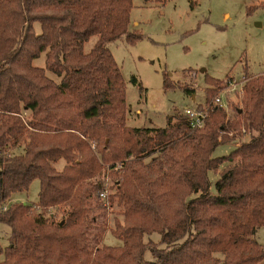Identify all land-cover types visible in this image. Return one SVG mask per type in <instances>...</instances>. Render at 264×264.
Wrapping results in <instances>:
<instances>
[{
    "label": "trees",
    "instance_id": "trees-1",
    "mask_svg": "<svg viewBox=\"0 0 264 264\" xmlns=\"http://www.w3.org/2000/svg\"><path fill=\"white\" fill-rule=\"evenodd\" d=\"M131 7L132 0H0V223L10 227L0 264H264L254 236L264 224V73L245 72L234 116L214 101L228 84L204 73L201 125L178 113L164 126H131L107 45L142 38L130 28ZM43 51L44 66L34 64ZM228 141L233 149L212 156ZM222 164L212 193L208 171ZM105 166L115 180L106 199L122 215L110 229L119 244L89 238L87 199L103 189L91 179ZM34 178L37 202L10 200ZM63 205L64 221L45 216ZM154 231L159 241L149 237Z\"/></svg>",
    "mask_w": 264,
    "mask_h": 264
},
{
    "label": "rangeland",
    "instance_id": "rangeland-1",
    "mask_svg": "<svg viewBox=\"0 0 264 264\" xmlns=\"http://www.w3.org/2000/svg\"><path fill=\"white\" fill-rule=\"evenodd\" d=\"M254 5V9H248ZM34 28L36 32L41 30L38 21ZM130 28L141 32L142 38L134 43L118 38L107 45L124 79L126 122L131 126H164L169 115L183 113L187 107L205 106L204 73L221 79V85L229 83L219 89L218 95L227 115L234 116V106L241 104L245 72L264 73V0H132ZM97 37L93 34L85 40L83 50L89 51ZM33 62L44 66L45 51ZM46 73L60 79L49 69ZM184 87L192 91L186 92ZM234 147V141L219 142L212 156L227 154ZM63 163L60 158L56 168L61 169ZM222 168L223 164L208 171L212 193L216 192L215 182ZM91 180L101 182L107 193L115 191V180L106 166ZM38 190L39 179L34 178L27 190L14 192L10 200L35 203ZM100 199H87L89 238L92 242L96 238L100 243L119 244L121 240L110 231L114 218L122 219L119 206L116 201H107L104 206ZM69 210L68 205L53 206L45 216L64 221ZM9 231L8 224L0 223L2 245L8 243ZM254 236L264 244V224ZM149 237L159 241L160 234L154 231ZM144 257L151 258L148 249Z\"/></svg>",
    "mask_w": 264,
    "mask_h": 264
},
{
    "label": "built area",
    "instance_id": "built-area-1",
    "mask_svg": "<svg viewBox=\"0 0 264 264\" xmlns=\"http://www.w3.org/2000/svg\"><path fill=\"white\" fill-rule=\"evenodd\" d=\"M230 83L232 84L233 82L230 81ZM229 84V83H228ZM214 101L216 103H220L223 104L220 98V95H217L214 99ZM183 114H185L191 121L192 124L194 125H201L203 123V119L206 115V110L204 106L201 107H196V108H191V107H187L185 108ZM107 190L105 187H103V189L100 191L99 195L103 201L104 206H107Z\"/></svg>",
    "mask_w": 264,
    "mask_h": 264
}]
</instances>
